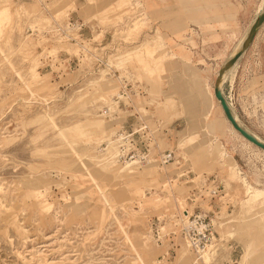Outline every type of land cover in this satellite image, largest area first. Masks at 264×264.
<instances>
[{"label":"rangeland","instance_id":"rangeland-1","mask_svg":"<svg viewBox=\"0 0 264 264\" xmlns=\"http://www.w3.org/2000/svg\"><path fill=\"white\" fill-rule=\"evenodd\" d=\"M251 2L218 0L232 28L251 18ZM180 3L0 0L10 12L0 34V264H194L186 212L214 225L198 264H264V154L213 95L225 57L207 44L223 25L210 0L203 15L180 14L195 5ZM68 15L84 25L80 53L51 34ZM190 24L205 29L189 40L200 66L184 56L176 88L172 37ZM67 55L79 61L67 68ZM233 83L223 95L264 142V58Z\"/></svg>","mask_w":264,"mask_h":264},{"label":"crops","instance_id":"crops-1","mask_svg":"<svg viewBox=\"0 0 264 264\" xmlns=\"http://www.w3.org/2000/svg\"><path fill=\"white\" fill-rule=\"evenodd\" d=\"M182 0H179V3ZM204 0H194V8L193 9H189L188 12L186 11V7H182L179 6V10L181 11L180 14L183 15H203L205 14V11L202 9H205V4L203 3ZM222 3L227 2V0H219ZM211 4V9L210 10H217V14H218V21L219 24L223 25V29H217L216 31H218L216 33V35L219 36L220 40L217 42H212L211 40L208 41V50L210 51L209 54L213 55L214 57L216 56L217 52H222L223 56L225 57V59L223 60L221 66L223 65V63L227 62L229 59H231L234 56V49L235 47L240 43V41L243 40V38L245 37L246 34H248L250 27L252 26L253 22L255 21L256 17H255V13L257 11V9L260 7V5L263 3V0H252V2L248 5V9H250L247 13L246 16H250V19H241V21L237 24L236 27H233L230 25V12L228 10H226V7H222L218 4V0H210ZM213 2V4H212ZM181 5V3L179 4ZM214 6V7H213ZM255 9V10H253ZM190 10L193 11V13L190 12ZM253 10V12H252ZM205 29L204 27H201L199 25H193L190 24L188 26V29L183 32H180V34L178 35L177 38L172 37L173 40V45L172 48L170 49L171 52H173L175 54L174 58L172 59L173 62V66H175V73L173 75V85L176 86V88H178V86H181L183 84H185V81H183V78H181L180 75H178L179 73H182L181 70H183L184 67V63L187 62L183 59V57H188V62L190 60L191 63L194 64V67L199 68V62L198 60L201 58L199 52L197 51L194 52V50L196 48H194V46H192L189 43V40L192 39L194 41V37L193 34H202L201 32H203ZM233 31V32H232ZM233 33V34H231ZM208 36L206 35H203ZM168 37H170L168 35ZM210 37H208L209 40ZM199 44V43H198ZM201 45V46H200ZM202 48V39H201V44H199L198 48ZM215 50V51H214ZM185 51V52H184ZM207 51V50H205ZM185 54H184V53ZM199 54V56H198ZM196 56V57H194ZM231 58H230V57ZM254 57H258V59H262L264 58V22L262 23V25L259 27L257 34L255 36V38L253 39V41L251 42V45L249 46V48L247 50H245L241 56L237 59V61L235 62V64L233 65V67H231L229 70H227V73L224 75V77H228V79H232L234 76V83L237 81V77L239 76V74L241 72H243V70L247 67V64L249 62H251V60ZM229 58V59H228ZM175 62V63H174ZM190 64V63H189ZM180 76V77H179ZM223 77V78H224ZM187 80V78H184ZM189 80H191L190 77H188ZM230 80H227L228 82ZM231 87V86H230ZM233 88V86L231 87ZM148 90V87H147ZM233 107V105H231ZM231 108V107H230ZM233 109V108H232Z\"/></svg>","mask_w":264,"mask_h":264},{"label":"built area","instance_id":"built-area-1","mask_svg":"<svg viewBox=\"0 0 264 264\" xmlns=\"http://www.w3.org/2000/svg\"><path fill=\"white\" fill-rule=\"evenodd\" d=\"M69 16L71 15L67 16L64 25L59 24L58 22H56V20H52L53 31L51 32V34H54L55 38H59L61 39V41H65L64 43L76 47L80 53V51L86 50V40L83 38L84 25L82 23L72 22ZM72 59L74 61H79L76 55H72L71 57L70 55H67V59L63 60V64L66 65L67 68H69L70 61H72ZM108 112V110H104L102 114L106 116L108 115ZM140 129L142 131L144 128ZM136 134H139V132L134 131L129 135V137L131 138ZM149 140L150 139H148V141ZM149 155L150 152L144 155L135 154L130 158L131 164L138 165L142 163V161H144ZM172 160L173 155L170 152L164 153L159 156V162L162 165H166ZM210 194L212 197H215L217 192L215 190H212L210 191ZM185 214L186 215L184 216V218L180 220V232L185 239L188 248L191 249L192 253L195 254L198 258V260L195 261L194 264H198V262L202 260L203 254H205L207 248L211 246L212 241L215 238L214 225L206 214L198 212H192L190 214L186 212Z\"/></svg>","mask_w":264,"mask_h":264},{"label":"water","instance_id":"water-1","mask_svg":"<svg viewBox=\"0 0 264 264\" xmlns=\"http://www.w3.org/2000/svg\"><path fill=\"white\" fill-rule=\"evenodd\" d=\"M263 22H264V12L261 15H259L258 17H256L255 21L253 22L252 26L250 27L249 32H248L247 41H245V43H243V45L237 51L236 55L232 59H229L226 63H224L222 65V67L220 68L218 75H217V78H216V81H215L213 95H214L215 99L219 102V105L223 111L224 117L231 124L233 129L237 133H239V135L241 137H243L245 140H247L249 143H251L255 147L264 151V143L254 139L251 136V134H249V132L245 128L239 126L237 121H235V119L233 118V112H232L228 102L224 98L223 92L221 90L222 74L225 71H227L229 68L233 67V65L235 64L237 59L241 56V54L249 48V46L251 45V42L253 41V39L255 38V36L257 34L259 27L262 25Z\"/></svg>","mask_w":264,"mask_h":264},{"label":"bare ground","instance_id":"bare-ground-1","mask_svg":"<svg viewBox=\"0 0 264 264\" xmlns=\"http://www.w3.org/2000/svg\"><path fill=\"white\" fill-rule=\"evenodd\" d=\"M123 3V2H122ZM264 12V0H263V3L260 5V7L257 9L256 13H255V17H258L259 15H261L262 13ZM9 16H10V12H9V8H8V4H6L3 8L0 9V34H1V29L2 27H4V23L6 21V19H9ZM9 21V20H8ZM248 39V34L245 35V37L243 38L242 41H240V43L235 47V49L233 50L234 51V56L236 55L237 51L240 49V47L243 45V43H245V41H247ZM140 53V51H139ZM233 56V57H234ZM230 57V56H229ZM232 57V56H231ZM230 57V58H231ZM232 57V58H233ZM231 58V59H232ZM229 59V58H228ZM230 69V68H229ZM228 69V70H229ZM227 73V71H225L223 74H222V78H221V85L223 82L227 81V80H230L228 79V77H224V75ZM224 77V78H223ZM214 90V89H213ZM224 96V95H223ZM224 98L226 99V97L224 96ZM227 101V99H226ZM218 102V101H217ZM228 102V101H227ZM219 103V102H218ZM229 104V103H228ZM233 112V111H232ZM233 118L235 119V121H237V123L239 124V126H241L238 118L235 116L234 112H233ZM226 119V118H225ZM227 120V119H226ZM230 124V123H229ZM231 125V124H230ZM242 127V126H241ZM94 128H97V124L94 125ZM98 129V128H97ZM250 134V133H249ZM254 139L260 141L258 138H256L255 136L251 135ZM262 142V141H261ZM264 143V142H263ZM258 151H260L261 153L264 154V151L257 148ZM107 164H109V162H105V166H107ZM209 248V247H208ZM249 248V247H248ZM206 256V255H205ZM205 258V257H204ZM206 259V258H205Z\"/></svg>","mask_w":264,"mask_h":264}]
</instances>
